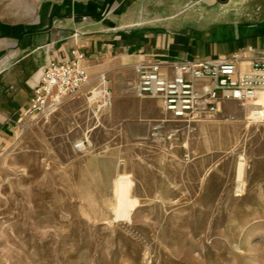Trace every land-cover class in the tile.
Listing matches in <instances>:
<instances>
[{
	"label": "rangeland",
	"instance_id": "obj_1",
	"mask_svg": "<svg viewBox=\"0 0 264 264\" xmlns=\"http://www.w3.org/2000/svg\"><path fill=\"white\" fill-rule=\"evenodd\" d=\"M112 109L68 99L0 157V264H264V122L226 102L196 124L160 107L128 128ZM124 174L132 224L115 219Z\"/></svg>",
	"mask_w": 264,
	"mask_h": 264
},
{
	"label": "crops",
	"instance_id": "obj_2",
	"mask_svg": "<svg viewBox=\"0 0 264 264\" xmlns=\"http://www.w3.org/2000/svg\"><path fill=\"white\" fill-rule=\"evenodd\" d=\"M76 51L90 81L75 97L97 111L107 89L109 126L130 128L163 107L137 96V65L158 62L170 78L174 63L240 54L238 69L249 70L264 55V0H0V157L36 118L29 112L45 67Z\"/></svg>",
	"mask_w": 264,
	"mask_h": 264
},
{
	"label": "built area",
	"instance_id": "obj_3",
	"mask_svg": "<svg viewBox=\"0 0 264 264\" xmlns=\"http://www.w3.org/2000/svg\"><path fill=\"white\" fill-rule=\"evenodd\" d=\"M74 54L72 60L51 62L45 67L34 92L30 115L37 118L58 110L89 83V75L82 65L84 55L78 51ZM239 58L240 54H235L229 60L174 63V74L170 78L163 75L158 62L139 64L136 67L139 76L136 94L141 99L160 100L164 112L173 120L192 125L212 119L220 113L225 102L244 106L249 102L257 103L264 96V55L247 71L238 69ZM111 105L106 89L97 112ZM258 107L248 119L264 122V103ZM159 128L160 125L153 126V136ZM76 148L85 150L86 140L76 143Z\"/></svg>",
	"mask_w": 264,
	"mask_h": 264
},
{
	"label": "bare ground",
	"instance_id": "obj_4",
	"mask_svg": "<svg viewBox=\"0 0 264 264\" xmlns=\"http://www.w3.org/2000/svg\"><path fill=\"white\" fill-rule=\"evenodd\" d=\"M264 103V96H262L257 103H246L244 106L249 112L256 111L259 104ZM246 169V161L242 156L240 162L237 165V191L243 192L245 190L244 175ZM115 219L118 221H124L128 224H132L134 221V211L140 205L138 198L132 196L134 189V181L130 174H124L118 176L115 179Z\"/></svg>",
	"mask_w": 264,
	"mask_h": 264
}]
</instances>
